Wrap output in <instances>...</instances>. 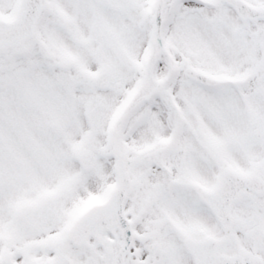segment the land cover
Returning <instances> with one entry per match:
<instances>
[{
    "label": "snow or ice",
    "instance_id": "obj_1",
    "mask_svg": "<svg viewBox=\"0 0 264 264\" xmlns=\"http://www.w3.org/2000/svg\"><path fill=\"white\" fill-rule=\"evenodd\" d=\"M0 264H264V0H0Z\"/></svg>",
    "mask_w": 264,
    "mask_h": 264
}]
</instances>
